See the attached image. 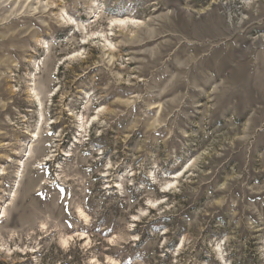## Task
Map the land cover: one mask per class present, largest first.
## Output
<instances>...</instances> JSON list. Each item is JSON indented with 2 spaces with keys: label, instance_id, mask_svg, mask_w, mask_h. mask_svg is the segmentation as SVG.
<instances>
[{
  "label": "rangeland",
  "instance_id": "374dc122",
  "mask_svg": "<svg viewBox=\"0 0 264 264\" xmlns=\"http://www.w3.org/2000/svg\"><path fill=\"white\" fill-rule=\"evenodd\" d=\"M118 263L264 264V0H0V264Z\"/></svg>",
  "mask_w": 264,
  "mask_h": 264
},
{
  "label": "bare ground",
  "instance_id": "6f19581e",
  "mask_svg": "<svg viewBox=\"0 0 264 264\" xmlns=\"http://www.w3.org/2000/svg\"><path fill=\"white\" fill-rule=\"evenodd\" d=\"M112 26H120V27H125V26H128L130 23H132V24H137V21H135L134 19H130V18H115V19H113L112 21ZM139 22V21H138ZM107 37V36H106ZM107 40V42H110L109 41V39L107 38L106 39ZM113 44H112V42H110V46H112ZM30 92H32L34 95H35V97H36V99L39 101L38 103H39V105H40V109H41V112H40V114H39V118H38V123H37V132L36 133H34V136H33V141L34 142H36V141H38L39 139H40V135H39V131L41 130V128H42V125H43V122H44V113H43V103H42V101H41V99H40V96H39V93H38V91L36 90V88L35 87H32V88H30ZM83 117V116H82ZM95 118H97V117H95ZM83 121V120H82ZM83 127V126H82ZM28 158H32V155L31 154H28ZM23 167H24V164H23ZM2 216H1V218H3V217H5V214H6V211L5 210H3L2 212ZM81 217H83L85 220H88L89 219V216L86 214V212L82 209V208H80L79 209V213H78ZM81 235L83 236L82 238H85L86 236V234L85 233H81ZM81 237V236H80ZM73 238V236H68V237H66V236H63L62 238H61V242H62V244H63V246H67L69 243H70V240ZM86 239V238H85ZM87 239H88V237H87ZM114 262L116 263L117 261L116 260H114ZM119 264V263H118Z\"/></svg>",
  "mask_w": 264,
  "mask_h": 264
}]
</instances>
